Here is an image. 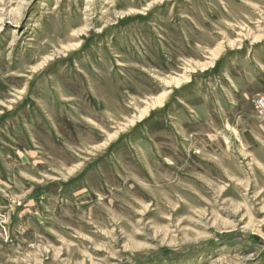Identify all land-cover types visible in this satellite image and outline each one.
I'll list each match as a JSON object with an SVG mask.
<instances>
[{
	"label": "rangeland",
	"instance_id": "obj_1",
	"mask_svg": "<svg viewBox=\"0 0 264 264\" xmlns=\"http://www.w3.org/2000/svg\"><path fill=\"white\" fill-rule=\"evenodd\" d=\"M0 264H264V0H0Z\"/></svg>",
	"mask_w": 264,
	"mask_h": 264
}]
</instances>
